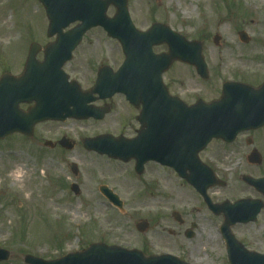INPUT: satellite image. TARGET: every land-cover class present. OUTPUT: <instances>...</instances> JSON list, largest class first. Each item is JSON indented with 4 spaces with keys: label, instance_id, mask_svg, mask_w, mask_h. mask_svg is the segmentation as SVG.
I'll list each match as a JSON object with an SVG mask.
<instances>
[{
    "label": "rangeland",
    "instance_id": "obj_1",
    "mask_svg": "<svg viewBox=\"0 0 264 264\" xmlns=\"http://www.w3.org/2000/svg\"><path fill=\"white\" fill-rule=\"evenodd\" d=\"M128 7L140 30L160 22L187 40L202 43L208 79L181 62H173L163 75L170 91L187 103L218 98L224 80L264 79V0H128ZM115 13L111 5L107 15ZM258 18L259 24L255 23ZM47 26L38 0H0V76L6 70L21 73L32 42L45 46L54 41L46 33ZM240 31L247 33L248 43L241 41ZM8 32L12 34L6 37ZM165 51L167 44L154 46L156 53ZM123 60L120 43L95 27L86 33L65 69L87 89L94 85L101 64L117 69ZM112 102V111L103 120L47 121L36 125L31 138L14 134L0 140V248L10 252V258L0 264H27V254L57 259L92 243L138 249L146 255L168 253L190 264H230L220 232L223 215L213 214L201 195L172 169L151 162L138 175L134 160L122 162L83 147L84 137L136 135V109L123 96ZM63 136L75 141L73 150L44 145ZM249 137L254 138L253 146L248 144ZM254 147L264 156L262 132L241 134L231 144L213 140L200 154L227 182L225 187L208 190L214 202L257 195L241 179L243 174L264 171L263 164L254 167L247 162L246 155ZM73 164L78 174L72 171ZM72 183L80 186L79 195L71 190ZM101 185L119 195L123 210L109 204L99 190ZM174 211L181 213L184 224L172 217ZM142 220L149 222L143 232L137 228ZM192 222L197 228L187 238L185 231ZM232 231L250 250L264 252V210L255 222L235 224Z\"/></svg>",
    "mask_w": 264,
    "mask_h": 264
},
{
    "label": "water",
    "instance_id": "obj_2",
    "mask_svg": "<svg viewBox=\"0 0 264 264\" xmlns=\"http://www.w3.org/2000/svg\"><path fill=\"white\" fill-rule=\"evenodd\" d=\"M49 19L48 35L56 40L45 50V59L39 62L36 54L39 43H32L24 72L20 76L4 73L0 78V139L14 133L32 137L37 123L46 120H66L68 117L103 119L109 107L89 105L97 99L124 93L136 107L142 105L139 121L142 128L137 137L127 139L110 134L86 138L84 146L99 154L128 162L136 160V171L141 174L144 164L157 160L174 167L203 196L209 209L216 215L223 214L221 230L226 241L230 264H264V254L247 250L231 232L237 222L256 219L262 203L260 200L240 199L235 203H214L207 190L218 184L224 185L211 168L199 160V152L215 137L231 141L245 128L264 123V85L255 90L248 85L227 82L219 100L206 103L198 100L188 106L179 98L169 94L162 75L175 59L193 64L198 73L208 77L207 64L203 57V45L199 41H188L162 23H153L147 31L136 29L133 24L128 0H39ZM114 5L116 14L107 16L108 8ZM75 27L64 31L72 23ZM101 26L108 36L116 38L122 45L125 61L117 72L102 66L94 88L82 91L77 82H69L63 65L71 59L72 52L91 28ZM243 41H249L245 32H240ZM216 36L215 42L219 41ZM167 43L168 52L155 54L153 46ZM35 101L28 111L21 110V102ZM257 120H262L258 124ZM257 123H256V122ZM59 143L73 148L67 138ZM54 147L55 143L46 141ZM250 158L260 161L258 153ZM77 174L78 169L73 165ZM189 171V173L187 172ZM243 180L264 193V179L244 176ZM71 189L78 194L79 186ZM109 201L123 208L119 195L107 186L100 187ZM173 216L182 222L181 215ZM147 221L137 224L140 231L148 227ZM192 228L186 233L194 234ZM10 252L0 248V261L7 260ZM28 264H189L170 254L145 255L138 249H126L104 243H93L87 249L66 254L54 260H45L32 255L24 258Z\"/></svg>",
    "mask_w": 264,
    "mask_h": 264
},
{
    "label": "flooded vegetation",
    "instance_id": "obj_3",
    "mask_svg": "<svg viewBox=\"0 0 264 264\" xmlns=\"http://www.w3.org/2000/svg\"><path fill=\"white\" fill-rule=\"evenodd\" d=\"M46 46V45H45ZM45 46H42L41 45V47H40V49H41V51L40 52H43V50L45 49ZM28 51H29V46H28V49H27V52L25 53V57H24V60L27 58V56H28ZM40 52L37 54V59H42V57H40ZM44 56V55H43ZM73 58H74V56H73ZM73 60V59H72ZM175 62H180V61H175ZM101 65H104V63L103 64H101ZM107 65V64H106ZM69 75H70V78L71 79H74L73 77H71V73L70 72H67ZM77 80V79H76ZM230 80H233V81H235V79H233V78H231ZM225 82V80L221 83V85H220V93H219V95L221 94V92H222V87H223V83ZM263 82H264V79H261V80H254V81H252V82H249V84H251L253 87H255V88H258V87H260L262 84H263ZM88 89H91V87L90 88H87V89H84V90H88ZM168 89H169V87H168ZM169 91H170V89H169ZM170 93H172L171 91H170ZM173 95H178V94H176V93H172ZM116 96H123L124 98H125V96L124 95H121V94H115L114 96H112V97H110L109 99H107V100H105V101H102L103 102V105L104 104H108L109 105V108H110V112L112 111V108H113V102H112V100L116 97ZM179 96V95H178ZM180 98L181 99H183L181 96H180ZM125 100H126V98H125ZM184 100V99H183ZM127 101V100H126ZM112 102V103H111ZM128 102V101H127ZM129 103V102H128ZM132 107H134L135 109H136V111L138 112V115H135V120H136V123H137V126H138V128L136 129V134H137V132H138V130H140V128H142V125H141V122L139 121V119H138V117H139V115H140V110H141V108H142V105L140 106V107H135L133 104H131V103H129ZM21 107L23 108V109H26V108H28V105H21ZM263 133V137H264V125H262V126H260V127H258V128H252V129H250L247 133ZM126 137H129V136H126ZM134 137V136H133ZM129 138H131V137H129ZM248 144L249 145H251V146H253L254 145V138H252V137H249L248 138ZM76 144V143H75ZM225 144H227V143H225ZM254 153H258L259 154V157H260V161H255L253 158H250ZM247 154V153H246ZM246 159H247V162L251 165V166H254V167H259V166H261L262 164L264 165V156H263V154L261 153V151L260 150H258V148L256 147H254L247 155H246ZM149 163H151V162H149ZM149 163H147V164H149ZM153 163H155V162H153ZM147 164L145 165V171H146V166H147ZM157 165H159L158 163H156ZM161 167H166V166H161ZM166 168H169V167H166ZM173 170V169H172ZM264 170V169H263ZM145 171H144V173H145ZM174 171V170H173ZM175 172V171H174ZM249 176H251L252 178H255V179H262V178H264V171H263V173H261L260 175H249ZM242 177V176H241ZM248 186L250 187V188H253V190L255 191V192H257V195H255V196H249L248 198L249 199H251V200H260L261 201V203H262V207H261V210H260V213L264 210V193L263 192H261V190H259L256 186H254V185H252V184H248ZM184 222V221H183Z\"/></svg>",
    "mask_w": 264,
    "mask_h": 264
},
{
    "label": "bare ground",
    "instance_id": "obj_4",
    "mask_svg": "<svg viewBox=\"0 0 264 264\" xmlns=\"http://www.w3.org/2000/svg\"><path fill=\"white\" fill-rule=\"evenodd\" d=\"M260 1H262V0H260ZM187 11H189V10H187ZM259 22H260V20H259V18L255 21V23H257V24H259ZM261 26V25H260ZM12 33L11 32H8L7 34H6V37H9L10 35H11ZM231 60H233L232 58H231ZM240 63L242 62V61H239ZM242 65L243 66H245V65H247L245 62H242ZM49 205V204H48ZM50 206V205H49Z\"/></svg>",
    "mask_w": 264,
    "mask_h": 264
}]
</instances>
